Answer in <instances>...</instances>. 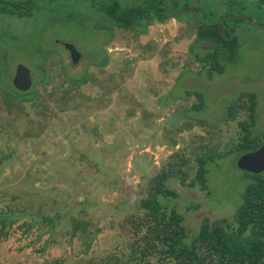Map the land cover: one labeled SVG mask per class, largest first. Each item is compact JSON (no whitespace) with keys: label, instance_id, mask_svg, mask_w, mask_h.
Instances as JSON below:
<instances>
[{"label":"rangeland","instance_id":"obj_1","mask_svg":"<svg viewBox=\"0 0 264 264\" xmlns=\"http://www.w3.org/2000/svg\"><path fill=\"white\" fill-rule=\"evenodd\" d=\"M25 1L0 0V215L12 216L0 239V264H101L112 256L124 261L132 242L127 216L141 217L138 204L150 180L173 165L186 175L184 185L175 180L173 187L189 233L205 219L232 222L255 176L236 167L238 153L207 165L209 196L188 185L198 159L231 152L239 143L247 115L219 119L241 93L256 95L252 132L260 140L264 133V0H179L199 10L201 25H209L206 16L216 10V16L229 13L224 20L245 17L263 27L227 23L237 53L222 75L211 77L189 54L195 29L187 14L169 20L166 29L143 24L147 32L140 35L107 29L105 19L71 0H59L47 15L9 11L21 12L12 4ZM63 44L81 54L76 65ZM197 46L200 56L209 48ZM37 50L46 53L44 63ZM19 64L34 74L25 93L12 86ZM79 79L86 83H71ZM31 91L26 100L18 96ZM187 91L206 97L205 112L190 113L198 101L179 100ZM103 167L119 175L111 190L100 175ZM189 202L199 205L197 212L185 213ZM72 219L89 223L86 231L73 235Z\"/></svg>","mask_w":264,"mask_h":264},{"label":"trees","instance_id":"obj_2","mask_svg":"<svg viewBox=\"0 0 264 264\" xmlns=\"http://www.w3.org/2000/svg\"><path fill=\"white\" fill-rule=\"evenodd\" d=\"M74 6H86L94 12L100 20H106L107 29H120L123 31H137L138 34H145L142 30L143 24L148 28L152 23L164 24L169 21L166 14L168 0H71ZM172 12H177L189 5L180 6L179 0H172ZM59 0H27L24 3L12 4L15 9L22 12H13V14H27L32 12L43 15L52 14V7H58ZM234 6V5H233ZM230 7V8H233ZM8 8V6L1 9ZM199 12L198 9L194 8ZM198 14V13H197ZM192 17L191 13L187 14ZM216 10H210L206 18L210 20L209 25H201L199 29L195 28L193 19L191 22L195 29V41L189 47V54L197 63L203 65L200 72H207L209 77L212 73L223 74L224 65L232 63L237 53L236 39L225 40L218 31H223V26L229 22H243V20L216 16ZM199 16V15H198ZM233 16V15H232ZM210 18V19H209ZM80 22H85L82 17H74ZM230 28V27H229ZM232 34L234 29H231ZM225 33V32H224ZM226 38H230L227 35ZM203 43L206 48L202 56L194 52L197 45ZM41 63L46 60V53L36 51ZM48 53V52H47ZM1 66H5L6 57L2 56ZM102 65H105L103 63ZM179 78V77H178ZM47 80L46 76L44 78ZM3 79L0 78V85ZM75 85L86 83L85 79H79L78 82L71 81ZM32 91L18 96L21 100L30 98ZM195 97L198 101L193 106L190 113L205 112L206 97L196 91H187L183 98ZM256 95L253 93H241L236 101L229 102L225 106V116L219 119V122L234 121L238 114L244 112L247 120L239 124L241 128V138L239 143L231 152L220 153L208 158L198 159L197 170L194 180L188 185L189 189L198 188L209 196L206 175L208 173L207 165H211L215 160L223 159L229 155L238 153V156L253 152L261 145V140L253 136L252 128L255 125L256 118ZM183 118L192 119L188 115ZM203 122V121H202ZM204 123V122H203ZM205 124V123H204ZM212 126L211 129H214ZM180 164H185L180 161ZM174 167V165H173ZM163 171L152 178L145 191L144 197L139 200L138 209L141 211V217H134L130 214L125 221L129 225L132 242L129 246V252L126 259L112 256L101 261V264H264V173L253 176L241 195V203L235 209V215L232 222L210 224L208 219L202 221L198 231L195 234L189 233L186 228V216L179 211L175 204L180 199V195L174 189L173 183L178 180L180 185H184L186 175L182 166L175 169ZM104 172L100 175H106L109 179L110 190L113 189L119 180V175L109 167H103ZM105 189V188H104ZM86 205V204H85ZM199 205L189 202L185 207V213L192 214L197 212ZM11 215H0V239L4 238L5 229L9 226ZM51 226L54 220L48 217L43 218ZM131 224H129V223ZM89 223H81L75 219L71 220V232L73 235L83 228L86 231ZM124 229V228H123ZM134 237V238H133ZM90 245V242L88 246ZM81 263V262H80ZM83 263V262H82Z\"/></svg>","mask_w":264,"mask_h":264},{"label":"water","instance_id":"obj_3","mask_svg":"<svg viewBox=\"0 0 264 264\" xmlns=\"http://www.w3.org/2000/svg\"><path fill=\"white\" fill-rule=\"evenodd\" d=\"M33 1L34 0H32V3ZM172 3H173L172 0H168V7L166 10V14L170 20H177L181 16L191 12L193 24L195 28L199 29L197 11L194 8H188V9L178 12L177 14L171 15L170 10L172 8ZM230 18L240 19L245 22H248L249 24L255 27L263 28V27L257 26L256 24H254L253 22H251L245 17L230 16ZM229 34H230L229 40H231L232 34L231 33ZM63 46L68 52L72 64L76 65L81 59V54L76 50V48L73 45L63 44ZM33 84H34L33 72H31L28 68H26L25 66L21 64L17 65L15 68L13 79H12L13 88L18 92L25 93L32 88ZM236 167L240 169L241 171L245 173H249V174L258 175V174L264 173V133L261 137L260 147L253 152L240 156V158L237 161Z\"/></svg>","mask_w":264,"mask_h":264},{"label":"flooded vegetation","instance_id":"obj_4","mask_svg":"<svg viewBox=\"0 0 264 264\" xmlns=\"http://www.w3.org/2000/svg\"><path fill=\"white\" fill-rule=\"evenodd\" d=\"M188 8H191V7H188ZM188 8H187V9H188ZM185 9H186V8H184V9H182V10H185ZM182 10H180V11H182ZM180 11H179V12H180ZM196 11H197V10H196ZM190 13H191V12H190ZM191 14H192V13H191ZM166 23H167V22H166ZM153 24H155V25H159V23H155V22L152 23V25H153ZM164 24H165V23H164ZM223 29H224V32H225V33H224L223 31H218V32L221 33V34L224 36V37H223L224 39H226V40L229 41V38H226V36H227V35H230L229 33L232 34V32H231V30H230L229 27L223 26ZM132 33H133V34H138L137 31H133ZM233 39H234V38H232L231 40H233ZM57 43H58V45H59V44L62 45V43H60V42H57ZM201 47H202V46H201Z\"/></svg>","mask_w":264,"mask_h":264},{"label":"crops","instance_id":"obj_5","mask_svg":"<svg viewBox=\"0 0 264 264\" xmlns=\"http://www.w3.org/2000/svg\"><path fill=\"white\" fill-rule=\"evenodd\" d=\"M173 21H174V20H173ZM162 25H163V26H162ZM156 26H158V28H159V27H162V29H164V28L166 29V27H167V26H166V23H165V24L155 25V27H156ZM125 32H126V31H125ZM129 33H132V32H129ZM111 51H112V50H111ZM112 56H113V54L111 53L110 57H112ZM107 60H108V59H107ZM108 64H109V63L106 64V62H105V65H103V66L105 67V66H107ZM100 66H102V65H100ZM103 164H104V163H103Z\"/></svg>","mask_w":264,"mask_h":264},{"label":"clouds","instance_id":"obj_6","mask_svg":"<svg viewBox=\"0 0 264 264\" xmlns=\"http://www.w3.org/2000/svg\"><path fill=\"white\" fill-rule=\"evenodd\" d=\"M173 2V1H172ZM172 9V8H171ZM188 14V13H187ZM197 16H198V14H197ZM170 20V19H169Z\"/></svg>","mask_w":264,"mask_h":264}]
</instances>
